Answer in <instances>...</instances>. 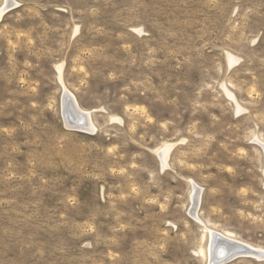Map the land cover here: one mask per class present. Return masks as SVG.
I'll use <instances>...</instances> for the list:
<instances>
[{"label": "rangeland", "instance_id": "1", "mask_svg": "<svg viewBox=\"0 0 264 264\" xmlns=\"http://www.w3.org/2000/svg\"><path fill=\"white\" fill-rule=\"evenodd\" d=\"M6 1L0 264H209L211 232L264 252V0Z\"/></svg>", "mask_w": 264, "mask_h": 264}, {"label": "bare ground", "instance_id": "2", "mask_svg": "<svg viewBox=\"0 0 264 264\" xmlns=\"http://www.w3.org/2000/svg\"><path fill=\"white\" fill-rule=\"evenodd\" d=\"M15 3L16 2L13 0L9 1V5L11 7L16 5ZM1 14H2V12L0 10V16H1ZM62 99H63V110L64 109L66 110L67 108H69L68 109V115H69L70 119H73L77 123V126H72L71 124H69L68 122L65 121L66 126L72 127V128L77 127L78 130H83V131H92L93 128H92V122L90 119V114L79 108L74 97L70 94V92H68L67 90H64ZM261 146L264 150V144ZM169 147H171V146H169ZM167 150H168V148H165L162 151H160V153H159V157L162 160V162L165 161V159L168 155L169 151H167ZM162 165L164 166L165 164H162ZM192 200H193V204L196 205L198 203V200H199L198 199V193L195 190H194L193 195H192ZM195 211H196V206H192L191 212L195 213ZM230 237H226L224 235H219V234L213 233V232L210 233V236H209L210 244H209V249H208L209 250V258H210L209 262H210V260L211 261L213 260L212 258H214L220 254L222 255L223 253H224V255H226L228 253L229 254L239 253V252H243V251L244 252L245 251H250V252L262 251L259 249H254V248H252L246 244L235 242ZM210 264H211V262H210Z\"/></svg>", "mask_w": 264, "mask_h": 264}, {"label": "water", "instance_id": "3", "mask_svg": "<svg viewBox=\"0 0 264 264\" xmlns=\"http://www.w3.org/2000/svg\"><path fill=\"white\" fill-rule=\"evenodd\" d=\"M71 108V107H70ZM68 109L67 108L66 110L62 108V116H63V120L64 122H68L69 124H71L72 126H77V123L73 120V119H70L69 115H68ZM75 129H77V127H74ZM241 256H253V257H256V258H264V252H250V251H243V252H239V253H231V254H226L224 255V253L221 255H218L214 258H212L213 260L211 262V264H225L227 262H230L231 260L235 259V258H238V257H241ZM217 258V259H216ZM209 262V264H210Z\"/></svg>", "mask_w": 264, "mask_h": 264}]
</instances>
